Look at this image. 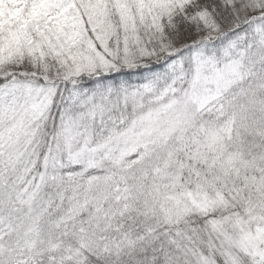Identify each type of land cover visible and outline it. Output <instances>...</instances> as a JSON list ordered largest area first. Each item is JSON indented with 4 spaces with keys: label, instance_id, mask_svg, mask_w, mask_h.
Instances as JSON below:
<instances>
[{
    "label": "snow or ice",
    "instance_id": "snow-or-ice-1",
    "mask_svg": "<svg viewBox=\"0 0 264 264\" xmlns=\"http://www.w3.org/2000/svg\"><path fill=\"white\" fill-rule=\"evenodd\" d=\"M0 264H264V0H0Z\"/></svg>",
    "mask_w": 264,
    "mask_h": 264
}]
</instances>
